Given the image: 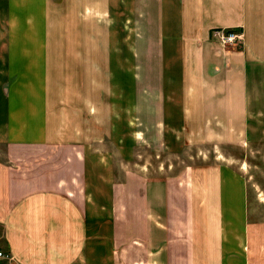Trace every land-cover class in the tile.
Returning <instances> with one entry per match:
<instances>
[{
	"label": "crops",
	"instance_id": "1",
	"mask_svg": "<svg viewBox=\"0 0 264 264\" xmlns=\"http://www.w3.org/2000/svg\"><path fill=\"white\" fill-rule=\"evenodd\" d=\"M261 123L264 0H0V264H264L234 167L131 164Z\"/></svg>",
	"mask_w": 264,
	"mask_h": 264
},
{
	"label": "rangeland",
	"instance_id": "2",
	"mask_svg": "<svg viewBox=\"0 0 264 264\" xmlns=\"http://www.w3.org/2000/svg\"><path fill=\"white\" fill-rule=\"evenodd\" d=\"M101 36L105 35L104 23L100 25ZM101 46H104L101 44ZM101 58L105 57L101 53ZM105 59H101V69L98 76L90 77V85H93L95 94L100 102V118H99V147L114 151L113 146L107 138L106 123V100L108 95V76L105 74ZM93 78V84L91 79ZM259 129L264 127V123L258 124ZM95 133V132H94ZM251 135V134H250ZM95 144V143H94ZM96 146V144H95ZM134 150L138 154L131 161L139 162L147 160L151 167L155 168L157 160L163 162L164 165L171 162L173 166L170 170L174 171L183 162L192 161L197 164L203 162H213L215 160L228 163L230 166L243 177L246 186L247 199V219L255 227L264 229V138H245L241 141H186L179 149L169 152V150L160 153L159 157H155L154 151L147 146L141 149L135 146ZM193 156V158H191ZM201 156L204 158L202 159ZM118 157V156H117ZM1 233V226H0Z\"/></svg>",
	"mask_w": 264,
	"mask_h": 264
},
{
	"label": "built area",
	"instance_id": "3",
	"mask_svg": "<svg viewBox=\"0 0 264 264\" xmlns=\"http://www.w3.org/2000/svg\"><path fill=\"white\" fill-rule=\"evenodd\" d=\"M209 32L213 39H215L221 46L235 45L242 39L241 30L233 28L212 27ZM0 255H2L1 251Z\"/></svg>",
	"mask_w": 264,
	"mask_h": 264
}]
</instances>
